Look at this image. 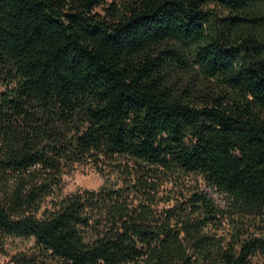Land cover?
Wrapping results in <instances>:
<instances>
[{"label":"trees","instance_id":"trees-1","mask_svg":"<svg viewBox=\"0 0 264 264\" xmlns=\"http://www.w3.org/2000/svg\"><path fill=\"white\" fill-rule=\"evenodd\" d=\"M105 2L0 0V253L21 237L38 250L16 264H264V225L215 231L264 219V0ZM194 70L223 86L196 105L172 81ZM83 163L117 181L64 194ZM190 174L207 188L162 195Z\"/></svg>","mask_w":264,"mask_h":264},{"label":"rangeland","instance_id":"rangeland-1","mask_svg":"<svg viewBox=\"0 0 264 264\" xmlns=\"http://www.w3.org/2000/svg\"><path fill=\"white\" fill-rule=\"evenodd\" d=\"M128 0H106V2L99 8L97 12L104 13V7H108L112 2H116L120 5L122 2ZM208 8L216 11L220 16L226 15L224 10L217 5L211 4ZM261 27L258 28L260 36L264 38V19L261 20ZM245 35V34H240ZM240 40V39H239ZM186 49H190L191 45L184 46ZM180 70V69H178ZM195 70L191 75L179 72L172 76V81L176 87L180 89L188 88L192 92L191 102L193 104H199L205 95L215 92H220L223 86L217 82H204L202 75H195ZM208 84V85H207ZM5 86L0 85V90H4ZM64 179V194H70L80 189H99L104 184H112L117 181L115 175H102L97 171L96 167L92 163L76 164L74 168L66 172L63 176ZM199 187L206 189V183L204 179L196 174L173 176L171 180L164 184L162 187V195H171L174 199L182 198V194H188L193 188ZM213 197L217 203L225 205L227 203V197L219 193H213ZM174 200L167 203H161L160 206L173 205ZM254 223L255 226H251ZM248 225L250 231H258V227H263L264 219H248L246 222H241L240 217L225 218L215 228V231L219 235H224L227 239H230L231 235L235 233L236 227L239 225ZM214 229V227H211ZM258 234V233H257ZM37 247L34 238H21V237H8L4 244V249L0 253L1 264H16L22 257L34 256L37 252ZM260 257H255L254 262H261Z\"/></svg>","mask_w":264,"mask_h":264}]
</instances>
